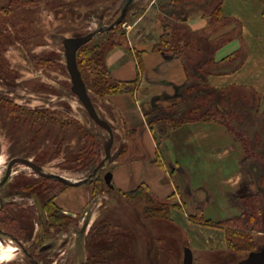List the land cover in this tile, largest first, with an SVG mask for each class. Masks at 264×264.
Instances as JSON below:
<instances>
[{
    "label": "rangeland",
    "instance_id": "374dc122",
    "mask_svg": "<svg viewBox=\"0 0 264 264\" xmlns=\"http://www.w3.org/2000/svg\"><path fill=\"white\" fill-rule=\"evenodd\" d=\"M20 1L24 0H0V209L4 207L0 220L6 214L15 221L13 227H3L15 237L0 236V264H30L32 256L37 264H182L186 248L192 250L194 264H239L252 251L261 249L264 246V41L262 45L252 46L260 57L252 60L255 74L252 79L243 77L247 79L245 83H252V91L245 85L235 89V97L228 102H233L236 110L224 118L226 125L202 117L214 98L202 92V83H196L192 91L195 104H204V110H198L188 123L222 125L239 150L222 155L221 150L215 151L225 145L219 140L206 142L201 154L196 148L188 152L181 150L187 155L185 162H196L199 167L186 169L204 172L206 184L203 191L196 192L189 183L186 187L177 177L172 180L179 187H186L179 199L186 204V211L193 212L189 219L197 226L191 228L185 226V212L178 209L182 208L178 198L162 204L161 200H152L140 191L132 198L110 191L104 177L112 172L114 160H108L101 170L73 168L68 162L84 141L82 127L107 140L109 134L94 124L71 90L64 40L96 33L91 45L103 43L109 47L115 41L127 59L131 50L153 54L157 53L153 46L167 31L164 26L171 17L154 7V0H32L18 5ZM156 1L159 4L164 0ZM216 2L197 1L196 9L209 13ZM263 5L264 0H252V15L247 14L252 40L264 37ZM9 6L14 7L12 12ZM100 13L106 15L102 22L98 20ZM112 28L114 31L108 33ZM100 29L107 32L100 34L97 32ZM200 34L202 37L184 31L180 34L183 41H196L203 48L199 54L196 47L182 49L192 66L211 55L215 47L207 42L204 33ZM237 34L233 31L230 37ZM243 44L246 48L244 35ZM230 46L225 45L216 54L217 59L233 51V48L228 51ZM190 102L193 104V99ZM97 107L115 132L121 122L115 120L101 100ZM65 121L68 122L63 125ZM117 151L118 143L113 145L112 154L116 155ZM18 156L39 160L51 177L60 175L65 182L53 177L44 189L35 181L33 171L21 166L5 180L7 164ZM104 157L103 153L100 159ZM237 168L240 181L234 188L227 181L235 177ZM197 181L196 178L193 182L197 184ZM21 182L31 184L46 201L47 235L44 234L39 244L35 238L42 218L36 214L30 189H26L24 196L17 194ZM84 182L96 188L94 202L79 221H73L74 216L60 220L57 213H64L54 212L49 200L63 190L60 184L74 186ZM252 211L260 225L253 223ZM171 218L183 225L185 231L174 225ZM21 225L26 230L22 231ZM230 228L236 230L231 234L232 241L227 237ZM206 242L210 245H205Z\"/></svg>",
    "mask_w": 264,
    "mask_h": 264
},
{
    "label": "crops",
    "instance_id": "0c3cea01",
    "mask_svg": "<svg viewBox=\"0 0 264 264\" xmlns=\"http://www.w3.org/2000/svg\"><path fill=\"white\" fill-rule=\"evenodd\" d=\"M222 9L226 17L243 23V26L239 23L238 34L225 44L231 45L228 51L232 48L234 50L217 60L220 61L236 51L241 52V57L234 62H221L220 73L208 77L209 85L221 91L238 89L242 88L241 85H245L252 91V83L249 81L245 83L247 79L243 77L252 79V75L255 74L252 69V60H259L260 57L255 55L256 51H253L252 46L262 45L261 41H264V37L261 40L251 39L252 32L247 25L249 21L247 14L252 15V0H222ZM262 12L264 25V5ZM187 25L193 33L199 34L210 27L208 17L201 13L191 15ZM233 28L234 25H230L215 34L213 38ZM243 35L246 48L243 44ZM236 46L238 48L235 49ZM144 53L139 58L137 52L131 50V56L127 59L122 48L116 46L107 53L106 57L107 67L114 79L119 81L139 79V87L134 94H114L105 97V106L108 111L116 121L118 119L121 122L120 126L119 124L118 127L116 126L114 133V141L116 139L114 144L118 143L119 154L117 153L112 166V184L114 189L122 194L134 192L140 186L146 185L158 200L178 198L182 206L178 209L185 212V222H187L185 226L195 228L197 225L195 226L189 219L193 212L186 211V204L179 198L188 187V183L193 187V191H203L202 189L206 187L204 172L186 169L199 167L196 162L192 164L185 162L187 155H183L181 150L188 152L196 148L201 154L206 147L205 143L210 140H219L225 144L220 149H215V151L221 150L222 155L229 154V151H238L239 148L235 145L233 137L218 123H186L176 129H171L164 123L150 125L148 119L150 113L158 116H177L184 113L186 109L184 94L188 73L184 62L172 53L157 52L145 55ZM157 159L161 165L153 163ZM239 171L240 169L237 168L235 177L228 179L227 183L230 181L231 187L238 186ZM176 177L186 187H179L178 183L173 182L172 180ZM196 178L197 184L193 182ZM55 202L64 212L83 216L94 202V187L87 182L70 186L57 194ZM170 221L185 231L183 225L177 223L174 218ZM205 245L210 244L206 242Z\"/></svg>",
    "mask_w": 264,
    "mask_h": 264
},
{
    "label": "trees",
    "instance_id": "16d2710c",
    "mask_svg": "<svg viewBox=\"0 0 264 264\" xmlns=\"http://www.w3.org/2000/svg\"><path fill=\"white\" fill-rule=\"evenodd\" d=\"M29 1V2H28ZM197 1L201 0H164L162 2L154 3L153 6L157 7L162 14H166L165 16H170L171 21L166 23L164 26L166 28V32H163L162 35L159 36L158 41L153 46L154 52H166V53H172L174 56L179 57L185 64L186 70L188 73V82L185 87V94H184V107L186 108L184 113L177 116H158L154 115L153 113L148 114V119L150 125L158 124V123H164L167 126H169L171 129H176L182 126L185 123H188L193 120L194 115L197 114V111L200 110L203 105L195 104L197 102L193 90L194 87H196V83H202L201 88L202 92H205L208 96L210 94L213 95V101H211V108L206 107L202 108L204 110V114L202 117L206 120L213 119L217 120L220 123H225V119L229 113L235 114V105H233V102H228L230 98L233 96L235 97L234 91L235 89H228L225 91L217 90L209 86L208 77L215 73H220L221 62L229 61L234 62L237 58L241 57V52L236 51L229 56L223 58L222 60H217L216 54L218 53L219 49H221L222 46H224L226 43H228L232 37H230L231 32L237 31L239 32V23L236 20L230 19L226 17L223 13L222 9V0H217L215 6L211 8L209 13H206L203 10L196 9V3ZM32 0H24L23 2L20 1L18 5H24L27 3H31ZM13 6H9V10L13 11ZM125 11V10H124ZM201 13L204 16H207L209 19L210 27L205 34V38L208 43L213 44L215 47L213 51L211 52V55L208 57L201 58L199 64L192 66L189 59L186 58L185 53H183L182 49L192 50V48L196 47V52L202 53L203 48L200 47V44H198L196 41H183L181 37V33L184 31L185 33L193 34L195 37H202L199 33H193L188 25V19L191 15ZM103 15V19H105L106 15L103 13H100ZM101 18H98L100 22H102ZM221 23V25L216 26ZM230 25H234V28L229 31L222 33L215 38L213 36L221 31H223L225 28H227ZM171 26V28H170ZM114 28L109 29L113 32ZM105 29H100L97 31L98 33H105ZM227 39V40H226ZM93 40H91L86 45L82 46L78 52H77V62L79 69L82 73L83 79L87 85L88 93L90 97L92 98V101L96 107L98 100L103 102V105H105V97L107 95H114V94H125V93H131L134 94L138 87H139V79L133 80V81H119L112 77L110 70L107 67L106 64V57L107 53L113 48L116 47L119 43L113 41L109 47H106L103 43H95L94 45H91ZM145 50L137 51V56L140 58L141 54L144 53ZM140 60V59H139ZM96 95L99 96L98 100L96 98ZM190 99H193V104H191ZM204 101V100H203ZM214 109V110H212ZM65 120V119H64ZM63 120V121H64ZM48 122V120H47ZM68 121H65L63 123L67 124ZM48 124V123H46ZM69 124V123H68ZM95 124V123H94ZM96 125V124H95ZM99 127L98 125H96ZM83 135L82 138L84 141L81 143V145L75 149V154L68 160V162L73 165V168H98L100 162L102 161V158L100 159V156L104 153L103 149V142L101 137L97 134V132H94L92 130H89L88 128L82 127ZM116 141V139H115ZM114 141V142H115ZM59 148V146H58ZM125 152V149H124ZM119 154V151H117ZM153 163L161 165L159 159L154 160ZM102 168H100L101 170ZM53 181L52 178L48 179V182ZM57 181V180H55ZM58 183V182H57ZM60 184V183H59ZM62 189H65L67 187L73 186V185H62L60 184ZM61 189V190H62ZM110 191H116L114 188H110ZM142 192L146 194L150 199L152 200L156 199L150 192V189L146 185L140 186L138 190L134 192H129L123 194L124 196L133 197V195H136L138 192ZM143 195V194H142ZM56 195H54L49 202L52 203V206H54V212H59L60 210L56 207L53 200L55 199ZM96 197V188L94 187V199ZM168 201H162V204H166ZM167 205H164V207ZM177 206V204L173 205V207ZM162 211V210H161ZM165 211V210H164ZM61 212V211H60ZM165 213H169V210L166 209ZM164 213V214H165ZM60 220L66 221L68 218L66 214L59 215L57 213ZM166 215V214H165ZM256 213H253L252 211V219H255ZM70 217V216H69ZM158 217H161L158 215ZM202 220V219H201ZM233 222H228L227 224H232ZM256 225H260L259 220L255 219L254 222ZM235 228H230L229 232L227 233L228 241H232L231 234H235ZM253 252V251H252Z\"/></svg>",
    "mask_w": 264,
    "mask_h": 264
},
{
    "label": "water",
    "instance_id": "95a60500",
    "mask_svg": "<svg viewBox=\"0 0 264 264\" xmlns=\"http://www.w3.org/2000/svg\"><path fill=\"white\" fill-rule=\"evenodd\" d=\"M97 35L96 33H88L86 35L78 36V37H70L66 38L63 42L65 47V55H66V63H67V69L71 77L72 82V91L74 94H76L84 107L86 108L87 112L91 116V118L101 127L104 128L108 134L109 139L105 140L102 137L103 140V147L105 151V158L101 162V166L105 165L107 160H115L117 158V154H112V148L114 145V131L111 125L106 122L105 120H102L89 96L88 89L86 86V83L83 79L82 73L79 69L78 62H77V52L78 50L89 43L94 37ZM33 167H36L33 165ZM38 168V167H36ZM105 182L107 185L114 187L112 184L113 181V173L107 172L105 177ZM38 207L40 214L45 216L44 209L42 204L38 199ZM43 230V225L40 228V232ZM183 264H194V255L190 248H186L184 252V260ZM239 264H264V246L256 251L251 252L245 259H243Z\"/></svg>",
    "mask_w": 264,
    "mask_h": 264
},
{
    "label": "flooded vegetation",
    "instance_id": "af4514ba",
    "mask_svg": "<svg viewBox=\"0 0 264 264\" xmlns=\"http://www.w3.org/2000/svg\"><path fill=\"white\" fill-rule=\"evenodd\" d=\"M103 15H100L99 16V18H101V19H103ZM87 86V85H86ZM88 89V88H87ZM72 90V89H71ZM73 92V91H72ZM74 93V92H73ZM76 95V94H75ZM77 96V95H76ZM90 96V95H89ZM78 97V96H77ZM91 98V97H90ZM78 99H79V97H78ZM80 100V99H79ZM91 100H92V98H91ZM81 102V101H80ZM82 103V102H81ZM92 103H93V101H92ZM93 105H94V103H93ZM84 106V105H83ZM94 107H95V105H94ZM86 109V108H85ZM95 109H96V107H95ZM87 111V110H86ZM96 111H97V113H98V115H99V117L102 119V120H105L106 122H108L106 119H104V117H102V115L100 114V111L98 110V109H96ZM89 114V113H88ZM90 116V115H89ZM90 118H91V116H90ZM92 119V118H91ZM92 121L96 124V125H98L93 119H92ZM109 123V122H108ZM110 124V123H109ZM111 125V124H110ZM99 126V125H98ZM111 127H112V125H111ZM113 128V127H112ZM102 129H104V128H102ZM105 130V129H104ZM106 131V130H105ZM98 134V133H97ZM100 137H101V139H102V135H100V134H98ZM104 138V137H103ZM105 139V138H104ZM105 140H107V139H105ZM103 141V140H102ZM104 156H105V152H104ZM105 158V157H104ZM103 158V159H104ZM102 162V161H101ZM101 162H100V164H101ZM108 162V160L106 161V163ZM106 163H105V165H106ZM99 164V166H98V168H104L105 167V165H103V166H101ZM33 165L34 166H36V167H38V168H36V167H33ZM18 166H21V167H23V168H28V169H30L31 171H33V173H34V176H36V179H35V181H37V182H40L41 184H42V187L44 188V189H47V185H48V179L49 178H56V179H60L61 181H63V182H65V178H63V177H61L60 175H52L53 177H51V175L49 174V173H47L46 171H45V166H44V164L42 163V162H40L39 160H37V159H34V158H31V157H26V156H18V157H14V158H12L10 161H9V163L7 164V166H6V172H5V180H8L10 177H11V175H12V173H13V171H14V169L16 168V167H18ZM23 176H19V178H22ZM19 180V179H18ZM22 184H19L20 185V187H17L16 188V192H17V194H19L20 196H24V194H25V191H26V189H30L29 191H30V194H29V196H30V198L33 200V202H34V205H35V210H36V214L38 215V217L39 218H42L41 219V221H39V223H38V225H39V227H38V234H37V236H36V238H35V242H36V244H39V243H41L42 242V239H43V236H44V234H46L47 235V231H46V229H45V225H46V220H47V211H46V201L44 200V198H43V196L38 192V190L36 189V188H31V184H25V182H21ZM86 183V182H85ZM107 186H109V185H107ZM110 188H112L111 186H109ZM68 188V187H67ZM67 188H65V189H67ZM65 189H63V190H65ZM62 190V191H63ZM57 196V195H56ZM56 198V197H55ZM36 199H38L39 201H40V203L42 204V206H43V209H44V213H45V216H43L42 214H40V211H39V207H38V203H37V200ZM53 202H54V204L56 205V207L62 212V213H64V214H66V215H68V216H74L73 217V221L75 220V219H77L78 221L80 220V217L81 216H79V215H73V214H69V213H66V212H64L62 209H60L58 206H57V204H56V202H55V199L53 200ZM14 205V202H11V206H13ZM4 209V207L3 208H1L0 209V212H1V210H3ZM2 213V212H1ZM4 215V219H3V221L1 222V220H0V236L1 237H8V235L7 234H9L10 236H14L15 237V234L14 233H12L11 231L10 232H7L3 227H7L8 225L9 226H11V227H13L14 225H13V221L14 220H12L9 216H7L6 214H3ZM15 222V221H14ZM7 223V224H6ZM43 225V230L40 232V228H41V226ZM20 228H22L21 230L23 231L24 229L26 230V227L25 226H20ZM15 232V231H14ZM15 233H17V232H15ZM18 234V233H17ZM24 234H26V233H24ZM43 250H45V248L43 249ZM183 260H184V257H183ZM30 264H37L34 260H33V256H32V258L30 257ZM240 263V262H239ZM182 264H183V261H182Z\"/></svg>",
    "mask_w": 264,
    "mask_h": 264
},
{
    "label": "bare ground",
    "instance_id": "6f19581e",
    "mask_svg": "<svg viewBox=\"0 0 264 264\" xmlns=\"http://www.w3.org/2000/svg\"><path fill=\"white\" fill-rule=\"evenodd\" d=\"M113 131H114V129H113ZM115 133V132H114Z\"/></svg>",
    "mask_w": 264,
    "mask_h": 264
}]
</instances>
